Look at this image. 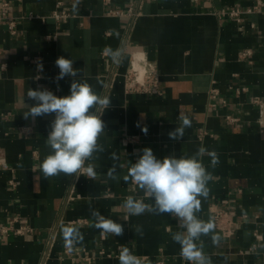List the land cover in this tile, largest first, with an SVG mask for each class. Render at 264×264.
<instances>
[{
	"label": "crops",
	"instance_id": "obj_1",
	"mask_svg": "<svg viewBox=\"0 0 264 264\" xmlns=\"http://www.w3.org/2000/svg\"><path fill=\"white\" fill-rule=\"evenodd\" d=\"M5 2L18 25L16 34L6 25L0 28V264H120L123 250L138 264H189L172 240L173 233L184 231L176 218L150 211L130 215L123 209L128 196L143 198L124 176L145 147L163 159L191 157L201 146L214 151L219 163L213 167L207 153L200 157L212 179L196 215L209 222L216 207L231 208L238 224L230 238L213 230L197 243H203L212 264H261L264 0H0V15ZM59 2L71 13L66 21L50 17L61 10ZM132 3L140 15L128 29L125 16L109 11H126ZM255 7L242 21L218 14ZM127 43L158 65L161 95L125 92L131 63ZM246 49L252 54L241 59ZM61 56L73 60L76 81L87 82L110 104L102 116L98 151L87 162L95 175L61 173L46 180L40 164L51 152L46 138L54 114L34 120L23 114L26 104L34 103L27 98L29 88L70 94L71 77L55 80ZM242 87L247 91L239 92ZM213 88L219 90L216 99L210 97ZM226 115L238 120L229 123ZM185 118L191 126L183 139H170L168 133ZM126 135L138 140L124 145ZM94 209L122 224L123 235L98 228ZM14 221L29 230L4 233Z\"/></svg>",
	"mask_w": 264,
	"mask_h": 264
},
{
	"label": "clouds",
	"instance_id": "obj_2",
	"mask_svg": "<svg viewBox=\"0 0 264 264\" xmlns=\"http://www.w3.org/2000/svg\"><path fill=\"white\" fill-rule=\"evenodd\" d=\"M55 64L59 69L55 77L57 82L66 76L72 78L70 94L57 96L44 87L29 88L27 98L34 103L26 104L27 110L23 114L25 119L33 120L54 114L46 138L51 152L44 158L40 168L46 180L61 173L73 175L86 172L88 176H94L93 167L87 162L98 151V139L105 130L102 116L109 108L110 101L101 98L87 82L74 79L78 73L72 59L61 56ZM40 69L42 71V66ZM190 126V121L185 118L181 127L168 133L169 138L183 139L184 129ZM142 131L147 134L148 129L145 127ZM205 153L212 157L211 164L215 167L219 163L217 154L203 146L191 157L169 155L163 159L157 158L151 148L145 147L124 176L126 182L131 180L138 186L143 198L128 196L122 204L123 209L130 215L150 211L176 218L184 231L173 233L172 240L180 245L179 255L189 264H212L210 257L203 251V243H197L202 235L207 236L215 227L212 222H205L196 215L201 207L200 197L208 196L207 184L212 179L200 159ZM113 158H116L115 154ZM109 176L115 179L111 172ZM145 198L153 203L146 204ZM93 214L101 221L96 225L98 228L115 236L123 235L122 224L104 218L96 209ZM218 239L212 236L213 243H217ZM119 259L120 264H138L136 257L127 250L121 253Z\"/></svg>",
	"mask_w": 264,
	"mask_h": 264
},
{
	"label": "built area",
	"instance_id": "obj_3",
	"mask_svg": "<svg viewBox=\"0 0 264 264\" xmlns=\"http://www.w3.org/2000/svg\"><path fill=\"white\" fill-rule=\"evenodd\" d=\"M63 6L62 2L58 3V7L61 9ZM256 11V7L254 9H241V8H234L230 10L221 9L218 14L220 16H229L237 21H242V16L244 14H250ZM109 15L112 16H125L127 18L128 29L132 28V25L135 19L140 15L139 10L136 8V5L132 3L128 10L124 11L121 9H112L109 11ZM71 13H69L66 9L55 10L51 18H54L57 21H66L70 18ZM3 25H6L8 31L11 34L17 33V19L9 16L8 14V3H3V12L0 15V28ZM128 45V43H127ZM131 48V63L124 74V81H125V92L128 94H135V93H144L149 95H161L162 90L160 87V72L158 65L151 61L146 53L142 50H133L131 46L128 45L127 49ZM252 54L251 50H245L241 53L240 58L245 59L250 57ZM107 55V51L103 52V56ZM247 91V87L239 88V92ZM219 94V90L217 88H213L210 92V97L212 99H216ZM255 102L262 104L263 100L260 97H255ZM215 105V104H213ZM238 118L234 117L233 115H226V121L229 123H235ZM205 133V132H203ZM138 140V137L135 135H126L123 137L122 142L124 145H129L134 143ZM85 173V172H81ZM12 185L15 183L12 181ZM243 218H246L247 215H243ZM209 222H212L215 227L214 231L220 233L225 238H230L234 236L235 231L237 229V216L235 211L231 208H222L216 207L212 211V218ZM10 229H13L14 232L18 234H23L25 231L29 230L28 226H15V221L12 222L11 226L3 227V232L7 233ZM52 244H50V247ZM49 247V248H50ZM125 250H123L124 252ZM261 264H264V254L261 258Z\"/></svg>",
	"mask_w": 264,
	"mask_h": 264
}]
</instances>
